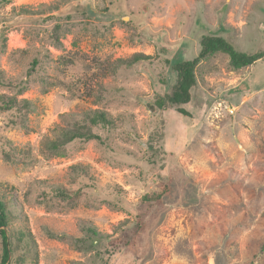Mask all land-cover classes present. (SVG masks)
<instances>
[{
	"label": "rangeland",
	"instance_id": "374dc122",
	"mask_svg": "<svg viewBox=\"0 0 264 264\" xmlns=\"http://www.w3.org/2000/svg\"><path fill=\"white\" fill-rule=\"evenodd\" d=\"M205 35L264 51V0H0L8 264H264V59L202 62L188 117L146 105ZM74 128L100 139L52 150ZM169 179L163 206L142 204Z\"/></svg>",
	"mask_w": 264,
	"mask_h": 264
},
{
	"label": "trees",
	"instance_id": "16d2710c",
	"mask_svg": "<svg viewBox=\"0 0 264 264\" xmlns=\"http://www.w3.org/2000/svg\"><path fill=\"white\" fill-rule=\"evenodd\" d=\"M201 51L196 58L189 61H184L177 63L173 66V70L176 74L175 83L171 87V91L157 98L154 102H147L146 105L151 112H156L157 110L166 111L169 109H175L183 116H190L189 112L182 108L188 105L192 99V89L196 85V72L198 66L209 59L211 56L217 53H223L228 56L230 66L239 70L252 65L257 64L259 61L264 59V51H257L255 53H243L239 52L234 48V46L221 36H211L205 35L201 38ZM145 58L141 54L134 55L131 59H119L116 61L117 66L130 67L134 63L139 62ZM37 65V61L34 62ZM5 106H13V103H4ZM91 122L93 124H103L105 126L111 125V120L108 118L107 114L103 111H95L92 115ZM63 140L52 142V150L57 151L62 145L68 142H73L77 139L86 140H99L100 137L93 133H86L81 129L74 128L68 130L63 136ZM173 180L169 179L168 183L164 186L162 192L156 195H145L142 198V204L149 206H163L166 199L169 198L173 192ZM8 212L7 206L3 199L0 198V239L2 243V254L0 259V264H8L11 255V244L8 236ZM87 230L93 234L97 235L95 229L88 227ZM146 230V224L142 217L137 218L136 225L129 236L126 246L133 252L137 251L139 241L142 234Z\"/></svg>",
	"mask_w": 264,
	"mask_h": 264
},
{
	"label": "built area",
	"instance_id": "2783aa9c",
	"mask_svg": "<svg viewBox=\"0 0 264 264\" xmlns=\"http://www.w3.org/2000/svg\"><path fill=\"white\" fill-rule=\"evenodd\" d=\"M227 111L230 113V114H233V110L230 108V109H227Z\"/></svg>",
	"mask_w": 264,
	"mask_h": 264
}]
</instances>
